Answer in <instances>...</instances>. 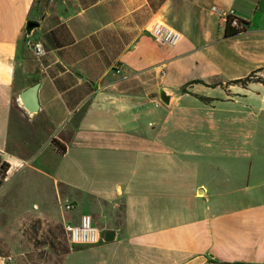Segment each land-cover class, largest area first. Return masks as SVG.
<instances>
[{"label": "crops", "instance_id": "0c3cea01", "mask_svg": "<svg viewBox=\"0 0 264 264\" xmlns=\"http://www.w3.org/2000/svg\"><path fill=\"white\" fill-rule=\"evenodd\" d=\"M155 19L176 45L154 40ZM12 128L49 133L62 171L36 169L98 230L51 264H264V0H0L3 179L30 155Z\"/></svg>", "mask_w": 264, "mask_h": 264}, {"label": "rangeland", "instance_id": "374dc122", "mask_svg": "<svg viewBox=\"0 0 264 264\" xmlns=\"http://www.w3.org/2000/svg\"><path fill=\"white\" fill-rule=\"evenodd\" d=\"M47 134L41 128L36 131L12 128L9 147L30 155L27 163L8 171L5 179L0 175V253L22 264L60 262L63 255L51 246V234L57 247L69 243L60 226L75 211L63 208L70 202V190L60 180H54V174L45 176L36 169L49 172L62 169L58 156L45 144Z\"/></svg>", "mask_w": 264, "mask_h": 264}, {"label": "built area", "instance_id": "2783aa9c", "mask_svg": "<svg viewBox=\"0 0 264 264\" xmlns=\"http://www.w3.org/2000/svg\"><path fill=\"white\" fill-rule=\"evenodd\" d=\"M212 10H216L212 7ZM224 17L228 21L229 25L234 28L241 26L240 18L236 15L234 9L230 8L224 12ZM151 35L154 40L159 44L167 46H174L178 43L181 38V34L169 26L160 19H155L150 28ZM24 44L26 47L32 50L36 58H41L44 55V48L41 42L32 40L29 37L24 38ZM64 210L71 211L74 209V203L67 202L63 205ZM63 231L68 239L71 247L77 245L94 244L100 239L97 228L92 223V218L87 213L79 214L75 222L65 220L62 223ZM5 264H22L12 258V256H2Z\"/></svg>", "mask_w": 264, "mask_h": 264}, {"label": "water", "instance_id": "95a60500", "mask_svg": "<svg viewBox=\"0 0 264 264\" xmlns=\"http://www.w3.org/2000/svg\"><path fill=\"white\" fill-rule=\"evenodd\" d=\"M38 26V22L35 20H27L25 24V32L24 37H29L30 32L33 28ZM159 99L164 104H169L170 99L172 97L171 94H169L164 89H159L158 91ZM19 99L23 106L27 109L29 113H35L38 109V98H37V83L31 85L30 87L26 88L25 90L21 91L19 93ZM113 233L111 231H106L104 233L103 239L109 240L112 238Z\"/></svg>", "mask_w": 264, "mask_h": 264}, {"label": "trees", "instance_id": "16d2710c", "mask_svg": "<svg viewBox=\"0 0 264 264\" xmlns=\"http://www.w3.org/2000/svg\"><path fill=\"white\" fill-rule=\"evenodd\" d=\"M240 21H241V20H240ZM226 27H228V28L226 29V33H233V32L235 31L234 28H232V27L229 28L228 23H227ZM248 80H249V76H247V77H245V78H243V79H238V80H236L235 82H240V83H242V84H245L246 81H248ZM192 82H194V81H192ZM56 144H57V143H56ZM57 146H58V148H59L61 151H64V149H63L62 147H60L59 144H57ZM0 167H1V168H0V171L3 172V171H6V170L8 169L9 164H8L7 162H4V161H3V162L0 164ZM60 228L63 229V227H61V226H60ZM63 232H64V231H63ZM51 237H52V242H50L51 246L53 247V249H55V250H59L61 255H64V254L67 253L70 249L73 248V247H71V245H70L69 243H67V242H66V244L63 245L62 247H57L56 244H55V241L53 240L54 235L51 234ZM67 240H68V239H67ZM47 261H48V260H47ZM47 261H44V262H47Z\"/></svg>", "mask_w": 264, "mask_h": 264}]
</instances>
